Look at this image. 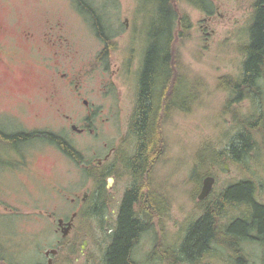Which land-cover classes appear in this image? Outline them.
<instances>
[{
	"label": "rangeland",
	"instance_id": "374dc122",
	"mask_svg": "<svg viewBox=\"0 0 264 264\" xmlns=\"http://www.w3.org/2000/svg\"><path fill=\"white\" fill-rule=\"evenodd\" d=\"M82 1L92 9L94 15L91 9L80 5V0H0V20L2 17L19 18L36 29L40 20L48 18L56 28H61L60 31L68 36L69 49L58 50V54L68 60L59 65L56 78L59 80V73L68 71L75 76L74 81L79 85L75 91L63 89L60 95H68L63 98L61 112L69 114L74 122L80 124L82 113H85L82 100L87 99L92 111L98 113V119L92 122L97 127L108 116L110 106L128 104L129 97L124 84L120 82V73L116 71L117 52L99 58L103 46L96 36V26L101 23L105 32L111 35L113 43L129 50L135 43L131 36V33L136 32L133 29L148 32L151 23L158 18L159 0ZM203 1L208 5L207 10L190 0L174 1L177 27L172 38L179 63L188 80L184 90L186 108L163 116L161 135L165 151L158 166V176L162 177L166 186L164 197L169 204L167 219L163 224L166 233L164 247L176 250L187 228L203 213L205 205L229 184L251 179L256 198L264 203V142L260 135H257L259 144L243 160L227 158L229 155L226 152L219 164L210 165L209 172L215 176L212 194L202 201L196 197L201 180L209 175L205 172L198 176L194 172L199 150L205 145L211 149L225 150L230 145L238 127L233 119L234 109L241 116H249L257 112L259 107L264 108V97L262 100L244 98L228 105L229 111H226L224 107L231 95L218 81L223 75L237 78L241 74L246 55L240 48L248 42V26L252 21L256 0ZM184 15L191 24L189 28L180 24ZM208 15L212 18L207 28L204 27V19ZM126 18L130 22L127 27ZM19 50L14 72L2 71L0 77V133L2 129L28 130L36 125L69 136L77 144H96L97 134L70 136L69 121L61 117L55 107L35 101L42 94L28 81L43 80L51 71L42 72L44 67L39 63L33 64V55L26 48ZM262 85L264 91V82ZM193 91L197 94L195 100L189 96ZM68 96L74 102L73 105L68 102ZM19 98L25 101L29 98L31 103L17 106ZM6 112L18 114L19 121ZM6 148L5 142L0 140V255L3 258L0 264H47L45 252L56 247V234L47 216L41 215L40 220L33 218L32 213L38 212L33 205L44 209L58 202L60 197L53 192V184L60 186L66 183L72 179L75 171L67 172L65 163L60 161L55 152L43 140H37L22 147L25 157L31 159L29 170L15 173L5 158V155L13 154H7ZM87 153L91 155V151ZM225 164L228 168H225ZM237 206L227 209L223 216L224 222L248 211L243 205ZM148 240L140 244L139 260L146 258L142 264H168L162 261L159 253L151 252L155 251V240ZM261 240L240 242L246 264H264V239ZM145 248L149 252L147 255ZM234 258L226 247L217 245L200 263L236 264ZM185 263L188 262L181 261L179 264Z\"/></svg>",
	"mask_w": 264,
	"mask_h": 264
},
{
	"label": "flooded vegetation",
	"instance_id": "af4514ba",
	"mask_svg": "<svg viewBox=\"0 0 264 264\" xmlns=\"http://www.w3.org/2000/svg\"><path fill=\"white\" fill-rule=\"evenodd\" d=\"M211 18L212 16L208 15L204 19L206 21L204 27H209L207 23ZM125 22L127 27L130 23L128 18ZM28 23L15 17L13 19L2 17L0 20V77L2 71L14 72V64L18 62L17 51L26 48L33 55L31 58L33 64H41L44 67L42 72L51 71L43 80L28 81L42 94L35 101L55 107L61 117L69 121L70 136L97 134L94 141L96 144L88 145L77 144L69 136L36 125L28 130L2 129L0 133V140L7 145L6 153L13 154L5 155L13 172L29 170L31 159L25 157L22 147L37 140H43L55 152L60 161L65 163L67 172L75 171V175L66 183L60 186L53 184V192L60 197L58 202L44 209L33 205V208L38 209V212L32 213L33 218L40 220L41 215L47 216L56 234L57 245L50 249L54 252L50 251L48 254L45 252L47 264H109V251L121 225L128 193L134 195L130 210L132 219L138 224V240L131 242L128 264H142L146 258L139 260L140 244L148 239L155 240V251L151 252L158 254L161 251L158 250V243L162 248L166 239L163 227L168 210L164 197L166 186L162 177L158 176V166L165 151L161 135L164 124L162 120L163 116L186 108L184 90L187 78L176 55V46L173 42H168L167 30L153 33L152 27L148 32L134 28L136 32L131 33V36L134 37L135 43L127 50L113 43L111 35L105 32L101 23L98 24L96 36L103 46L99 58L103 59L110 52H117L116 71L120 73V82L124 84L129 103L110 106L108 116L99 126L94 127L92 122L98 119V113L96 110L92 111L87 99L82 100L85 113H82L80 124L74 122L69 114L61 112L63 98L68 95L66 93L64 96L60 95L63 89L75 91L79 86L74 81L75 76L68 71L59 73V80L56 78L59 65L68 60L67 57L58 54V50L69 49L68 36L60 31L61 28H56L48 18L40 20L36 29L31 28ZM151 49H154L155 57L152 55V59L148 61L147 56ZM21 62L24 63V60ZM26 62L29 63L27 60ZM149 62L150 67L146 72ZM115 86L119 87L117 84ZM119 93L122 91L119 90ZM170 93L173 96L175 94V98L170 97ZM193 93L194 91L191 94ZM25 102L31 103V100L19 98L17 106ZM68 102L74 104L69 96ZM148 105L151 106L149 111L152 110L156 114L158 137L150 162L144 169L136 170L134 157L141 142L135 123L136 115ZM6 114L19 121L18 114L11 112ZM35 115L38 116L37 113ZM25 132L30 133V136H23ZM89 151L91 155L87 153ZM201 186L202 180L200 189ZM211 194L212 190L209 195ZM153 196L155 202H152ZM5 207L8 209V205ZM254 234L256 232H253ZM144 250L145 255L149 254L147 248Z\"/></svg>",
	"mask_w": 264,
	"mask_h": 264
},
{
	"label": "trees",
	"instance_id": "16d2710c",
	"mask_svg": "<svg viewBox=\"0 0 264 264\" xmlns=\"http://www.w3.org/2000/svg\"><path fill=\"white\" fill-rule=\"evenodd\" d=\"M176 0H159L158 18L152 22L151 31L157 33L160 30H167L168 42H173L174 30L177 27V9L174 5ZM193 3L202 5L204 10L207 6L202 0H190ZM80 5L90 10L87 4L80 0ZM92 12V10H90ZM181 25L185 28L191 26L184 15ZM248 42L240 48L246 58L242 64L241 74L234 78L223 75L218 78L219 85L230 92L227 106L240 102L244 98L260 99L264 97V0H256L252 21L248 26ZM106 52V51H105ZM155 57L154 49L148 53L147 60ZM149 64L146 67L149 70ZM150 78V73H148ZM177 95V92H175ZM170 93V97L175 98ZM180 95V91L178 92ZM259 97V98H258ZM151 106L143 107L136 115L137 132L141 142L138 153L134 157L137 169H144L154 155L158 132L156 127V114ZM153 108V107H152ZM233 119L237 123V132L225 150L211 149L208 145L203 146L198 152V164L196 165L197 175L210 174L209 166L219 164L226 152L235 161L243 160L252 149L258 144L257 135L261 136L264 142V108L259 107L257 112L249 116H241L237 109L232 111ZM25 137L30 133L25 132ZM13 138V136L11 137ZM133 158V159H134ZM154 160V159H153ZM134 161V160H133ZM155 161V160H154ZM153 161V162H154ZM208 166V167H207ZM206 168V169H205ZM201 169H204L201 172ZM199 170V171H198ZM201 178V176H200ZM134 195L128 193L126 196L121 225L118 229L115 242L109 251V264H128V251L131 242L138 240V224L131 217L130 204ZM152 202H155L153 196ZM168 204V202H167ZM243 205L248 211L246 214L234 217L227 223L223 221L224 213L229 207ZM237 206V207H238ZM169 207V204L167 205ZM253 232L256 234L253 235ZM255 239L262 242L264 239V203L256 198L254 182L251 179H242L225 187L218 195L205 205L203 213L194 220L187 228L186 235L181 241L179 249L171 247H160L158 243L159 257L168 264H179L181 261L191 264H201V260L210 252L213 246H224L233 253L236 264H246V257L240 249V242ZM161 248V249H160ZM0 259L3 258L0 255Z\"/></svg>",
	"mask_w": 264,
	"mask_h": 264
},
{
	"label": "water",
	"instance_id": "95a60500",
	"mask_svg": "<svg viewBox=\"0 0 264 264\" xmlns=\"http://www.w3.org/2000/svg\"><path fill=\"white\" fill-rule=\"evenodd\" d=\"M225 168H228L227 164H225ZM214 181H215V176L212 174H209L203 177L202 186L197 195V198L199 200H202L209 195L210 191L212 190ZM50 251L54 252V250H48L47 254L50 253ZM185 264H188V263H185Z\"/></svg>",
	"mask_w": 264,
	"mask_h": 264
},
{
	"label": "bare ground",
	"instance_id": "6f19581e",
	"mask_svg": "<svg viewBox=\"0 0 264 264\" xmlns=\"http://www.w3.org/2000/svg\"><path fill=\"white\" fill-rule=\"evenodd\" d=\"M196 98H197V94H196V91H194V93L191 94L190 99L195 100ZM240 249H241V247H240ZM241 251H242V249H241ZM242 252H243V251H242Z\"/></svg>",
	"mask_w": 264,
	"mask_h": 264
}]
</instances>
